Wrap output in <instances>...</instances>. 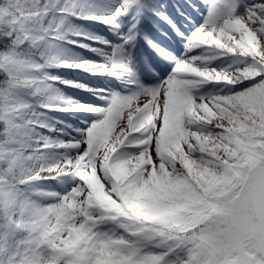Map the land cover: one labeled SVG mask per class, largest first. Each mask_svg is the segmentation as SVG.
Here are the masks:
<instances>
[{"label": "snow or ice", "instance_id": "snow-or-ice-1", "mask_svg": "<svg viewBox=\"0 0 264 264\" xmlns=\"http://www.w3.org/2000/svg\"><path fill=\"white\" fill-rule=\"evenodd\" d=\"M0 264H264V0H0Z\"/></svg>", "mask_w": 264, "mask_h": 264}, {"label": "rangeland", "instance_id": "rangeland-1", "mask_svg": "<svg viewBox=\"0 0 264 264\" xmlns=\"http://www.w3.org/2000/svg\"><path fill=\"white\" fill-rule=\"evenodd\" d=\"M69 77L75 79H86V77L79 73H69Z\"/></svg>", "mask_w": 264, "mask_h": 264}]
</instances>
